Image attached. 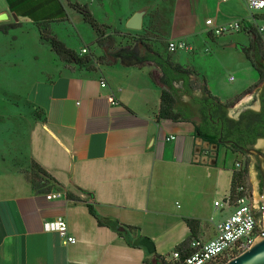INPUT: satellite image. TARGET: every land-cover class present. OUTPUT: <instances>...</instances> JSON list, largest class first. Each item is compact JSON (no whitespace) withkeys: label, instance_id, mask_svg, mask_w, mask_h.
<instances>
[{"label":"crops","instance_id":"1","mask_svg":"<svg viewBox=\"0 0 264 264\" xmlns=\"http://www.w3.org/2000/svg\"><path fill=\"white\" fill-rule=\"evenodd\" d=\"M4 1L0 14L11 20L39 16L36 0ZM209 19L219 25L248 20L253 29L263 28L257 31L264 40V10L251 13L243 0H172L158 29L167 42L186 40L195 48L213 40L223 49L236 43L230 37L252 36L251 28L213 38ZM118 60L96 72L75 71L30 84L28 102L44 120L30 128L28 156L60 190L34 192L24 174L1 162L0 264H146L152 254L135 246L137 240L149 239L155 253L167 258L191 236L186 219L198 220L197 239L208 241L216 225L232 214L230 207H215L221 199L215 198L212 207L209 200L218 187L212 175L218 173L220 149L199 138L191 122L157 119L162 91L157 65ZM143 66L152 71L144 72ZM170 136L176 139L167 140ZM52 192L61 196L47 200ZM66 193L80 201L69 200ZM88 204L103 218L137 228L133 244L100 226ZM59 218L75 243L65 245L57 232L45 231V222Z\"/></svg>","mask_w":264,"mask_h":264},{"label":"rangeland","instance_id":"2","mask_svg":"<svg viewBox=\"0 0 264 264\" xmlns=\"http://www.w3.org/2000/svg\"><path fill=\"white\" fill-rule=\"evenodd\" d=\"M4 2L0 0V6ZM171 2L172 0H56L55 3L50 0L39 11L40 19L48 16L40 24L30 19L0 21V28L6 26L5 31L0 29V165L5 161L11 169L32 173L28 156V135L36 121V110L27 99L30 84L75 71L89 72L88 67L63 62L52 49V39L60 41L80 56H91L94 60L91 65L94 72L119 63L114 55L123 48L135 46L144 55L145 47L139 41L141 37L149 39L148 44L154 46L157 52L168 55L166 37H161L158 27L168 18ZM74 3L88 7L102 34H98L85 22L83 15L71 7ZM134 15L143 17L141 30L127 27V22ZM9 25L15 27H8ZM229 40H236V43L232 46L227 43L225 48L218 49L216 41L208 40L207 44L196 47L193 52L171 54L172 58L195 72L196 79L193 76L191 78L195 91L206 84L209 91L222 102H227L230 95L234 97L246 89L253 88L242 98L258 94V90L264 86L263 82L258 83V74L245 53L250 40L244 36L239 39L230 37ZM155 41L159 43L158 46L154 44ZM84 49L87 53L82 55ZM124 63L139 62L125 60ZM141 69L146 73L152 71L148 66ZM255 85L257 86L253 87ZM233 106L229 109L233 110ZM249 109L258 110L254 100ZM229 113L232 114V111ZM216 146L220 149L218 173L217 176L212 175V178L217 179L218 187L209 197L211 207L215 198L223 200L222 196L229 192L237 162L244 170L247 168L244 182L249 186L254 200L258 201L257 159L233 153L223 145ZM255 146L264 152V139L258 140ZM214 216L219 218L220 212L217 210Z\"/></svg>","mask_w":264,"mask_h":264},{"label":"trees","instance_id":"3","mask_svg":"<svg viewBox=\"0 0 264 264\" xmlns=\"http://www.w3.org/2000/svg\"><path fill=\"white\" fill-rule=\"evenodd\" d=\"M36 1L37 3H35V6H41L38 10H41L46 4L50 3V0L46 2L41 0ZM53 1L56 3V0ZM71 7L82 14L85 22L91 25L98 34L103 33L87 6L74 3L71 4ZM29 17L34 23L40 24L41 21L46 20L48 16L42 19L36 14L35 16ZM50 17L52 18V16ZM8 27L15 26L9 25ZM0 29L5 31L6 26H2ZM250 34L252 35L250 44L249 47L245 49V53L252 67L258 74V83H264V40L255 29H252ZM139 41H141L147 50L146 61L154 63L161 71L160 84L162 85V91L160 107L157 113L158 120L165 119L174 122H191L195 125L198 137L203 141L218 146L223 145L233 153H241L245 156L247 155L241 152L238 147L234 145H225L223 142L220 143L219 139L221 138L222 141H233L245 148L255 147L258 140L264 139V86L261 99L263 103L261 112L257 113L246 110L241 113L238 119L231 118L229 117V108L244 95L250 93L253 88L246 91L239 96V98L227 102H222L220 98L214 96L206 85L200 87L201 93L196 95L193 82L191 81V76L196 75L194 71L188 67L175 63L169 52L168 55L157 52L154 46L148 44L150 41L149 39L141 37ZM51 43L53 51H55L63 62L79 67H88L89 72L92 71L91 65L94 60L91 56H80L74 51L66 48L63 43L55 38L52 39ZM180 82V86L175 85ZM256 86L257 85L253 87ZM192 106L197 107V114L193 112ZM35 120H44L43 114L38 110H36ZM30 163L31 174L26 170H21L20 172L24 174L26 179L30 182L34 192L48 193L52 190L59 189L53 178H51L38 164L33 161H30ZM246 171L247 168H245V173ZM240 179L241 178L236 172L232 174L230 187V195L232 197L236 194ZM66 196L69 200L80 201V199L72 193H66ZM87 207L89 213L97 220L100 226L110 228L120 237L125 238L129 244H133L131 237L135 235L138 230L137 228L123 224L117 220L101 217L93 204H88ZM186 223L191 230V236L187 241L175 247L174 250L179 251L181 254L180 260L175 264H184L185 257L191 252V243L198 238L200 222L194 219H186ZM145 263L173 264L167 262L166 257L160 256L155 252L152 254V259H145Z\"/></svg>","mask_w":264,"mask_h":264},{"label":"built area","instance_id":"4","mask_svg":"<svg viewBox=\"0 0 264 264\" xmlns=\"http://www.w3.org/2000/svg\"><path fill=\"white\" fill-rule=\"evenodd\" d=\"M251 13L264 10V0H243ZM208 33L213 38H221L227 35L248 32L253 27L249 25L248 20L238 19L226 24H216L212 19L206 21ZM253 29V28H252ZM259 32L263 28L257 29ZM167 50L170 54L179 52H193L195 47L186 40H169ZM84 55L87 50H82ZM101 87H106L105 82H101ZM111 104L115 105L113 97H109ZM170 136L167 140H175ZM235 172L239 175L240 182L236 189V194L232 197L230 194L221 201L214 203L215 207L232 208L233 212L225 220L216 225L215 236L208 241L194 240L191 243V252L185 257L184 264H224L232 258L243 253L254 243L255 240L264 237V204H261V220L256 218L253 209L252 192L249 186L244 182L245 170L241 168L240 163H236ZM59 192L49 193L47 200L59 198ZM44 229L48 232H57L63 239V244H73L76 239L68 232V226L64 219L59 218L44 223ZM181 258L179 251L174 250L167 258V262L175 264Z\"/></svg>","mask_w":264,"mask_h":264},{"label":"water","instance_id":"5","mask_svg":"<svg viewBox=\"0 0 264 264\" xmlns=\"http://www.w3.org/2000/svg\"><path fill=\"white\" fill-rule=\"evenodd\" d=\"M9 18L7 14H0V21H7ZM143 26V17L141 15L132 16L127 22V27L133 30H141ZM259 91V90H258ZM257 93H254L247 100L246 98L240 99L234 106L232 114L229 113V116L234 119H238L239 115L249 109L252 101L256 100ZM219 142H223L225 145H234L239 148L241 152L246 154L247 156H252L257 159V167L259 171V175L261 178V187L262 192L259 195V201L261 204H264V152L258 149L256 146L252 148H245L239 146L237 143L233 141H222L219 139ZM139 236V232H138ZM135 246L145 248L149 254H153L155 252V248L153 246V242H151L147 238H142L134 242ZM224 264H264V237L259 238L254 241V243L250 246L249 249L239 254L238 256L232 258Z\"/></svg>","mask_w":264,"mask_h":264},{"label":"flooded vegetation","instance_id":"6","mask_svg":"<svg viewBox=\"0 0 264 264\" xmlns=\"http://www.w3.org/2000/svg\"><path fill=\"white\" fill-rule=\"evenodd\" d=\"M114 57L117 59L118 57H121L123 58L124 60H135L136 62H144L146 61V57H147V50L145 49V54H141L140 53V50L137 48V47H133V48H123L121 49L117 54L114 55ZM181 82L178 83V84H175L176 86H180ZM201 93V89H198L197 91H195V94H200ZM262 94H263V88L258 92L257 94V97H256V100H255V103L257 104L258 106V110H252V109H249L253 112H261L262 111V107H263V103H262ZM192 109H193V112L197 114V107H193L192 106ZM241 115V114H240ZM239 115V116H240ZM230 117V116H229ZM239 118V117H238ZM257 170H258V167L256 166ZM257 178H258V186H257V190H258V193L259 195L261 194L262 192V187H261V182H260V175L257 174ZM261 202L258 200V201H255L253 199V209L255 211V214H256V218L258 221L261 220V217H262V213H261Z\"/></svg>","mask_w":264,"mask_h":264},{"label":"bare ground","instance_id":"7","mask_svg":"<svg viewBox=\"0 0 264 264\" xmlns=\"http://www.w3.org/2000/svg\"><path fill=\"white\" fill-rule=\"evenodd\" d=\"M250 98V96H247V98L246 99H249Z\"/></svg>","mask_w":264,"mask_h":264}]
</instances>
